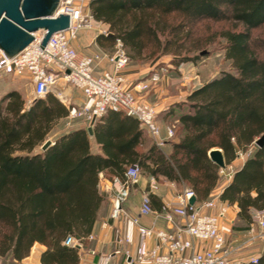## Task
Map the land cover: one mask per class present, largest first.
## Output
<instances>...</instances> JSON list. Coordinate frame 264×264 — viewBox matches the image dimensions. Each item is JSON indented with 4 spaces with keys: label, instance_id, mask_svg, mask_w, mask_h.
<instances>
[{
    "label": "trees",
    "instance_id": "trees-1",
    "mask_svg": "<svg viewBox=\"0 0 264 264\" xmlns=\"http://www.w3.org/2000/svg\"><path fill=\"white\" fill-rule=\"evenodd\" d=\"M87 9L111 33L99 34L98 43L113 50L119 39L132 60L171 54L176 63L194 61L203 47L222 38L231 71L192 89L166 112L177 118L168 152L146 140L134 117L116 110L92 125L99 153L91 150L86 128L63 132L41 150L67 107L53 93L27 106L19 90L3 93L0 256L15 262L37 242L44 246L40 264H78L77 248L63 241L69 235L85 238L99 217L104 205L97 187L100 172L122 176L135 163L146 175L186 185L201 201L220 179L208 151L220 148L230 164L234 146L245 151L264 131V34L254 35L255 30L264 33V0H88ZM203 21L222 26L202 40L196 30ZM218 199L236 204L245 225L235 228L246 229L251 210L264 207V144L234 169ZM239 264H264V251L255 262Z\"/></svg>",
    "mask_w": 264,
    "mask_h": 264
},
{
    "label": "built area",
    "instance_id": "built-area-1",
    "mask_svg": "<svg viewBox=\"0 0 264 264\" xmlns=\"http://www.w3.org/2000/svg\"><path fill=\"white\" fill-rule=\"evenodd\" d=\"M85 5L84 0H59L55 15L67 14L68 26L53 32L43 47L39 44L42 34H36L26 47L11 58L0 52V75L27 77L33 87L34 98L52 93L59 82L69 84L82 93L83 100L79 106H67L68 118H84L91 125L108 110L122 111L134 117L153 142L160 146L162 139L156 122L157 111L137 94L147 89V81H135L130 88L124 84L125 78L121 70L128 63V57L120 40L116 39L114 51L110 54L102 52L79 54L72 46L71 40L75 38L77 32L90 27L92 16L84 13ZM102 33L108 34L105 30ZM103 58L111 63L112 70H98V63ZM155 78L153 76L152 80ZM56 95L62 98L61 93L58 92ZM166 132L168 137L173 135L170 127ZM254 141L245 151H235V158L243 160L248 156L256 146ZM232 172V163L219 168V175L225 180L231 178ZM139 175L140 167L134 163L126 168L121 178H113L114 192L110 198L112 220L126 214L122 204L127 199L131 187L137 183ZM155 187V180L151 178L149 189ZM192 196L194 193L190 188L183 189L177 195L178 204L164 214L168 222L172 221L173 215L181 219V223L175 226L174 231L145 227L137 224L136 218H132V222L137 224L140 242L133 259L129 252L124 250L125 260L122 264H231L230 258L234 251L257 240L264 242V207L251 210V220L245 231V238L240 244L234 245L226 239L222 226L226 206L219 207L217 213L207 211L215 206L219 200L218 195L190 204L188 200ZM151 211L148 192H144L139 213L146 215ZM151 236H154L159 244L147 248L145 239ZM88 238L91 239L92 235L89 234ZM124 241H128V234H125ZM194 241L199 242V247L194 246ZM63 244L75 248L82 246L81 239L74 235L67 236ZM159 245L165 246L166 250L160 252ZM118 252L119 250L114 251ZM250 261L255 262L256 257H251ZM83 264L106 263L86 261Z\"/></svg>",
    "mask_w": 264,
    "mask_h": 264
},
{
    "label": "crops",
    "instance_id": "crops-1",
    "mask_svg": "<svg viewBox=\"0 0 264 264\" xmlns=\"http://www.w3.org/2000/svg\"><path fill=\"white\" fill-rule=\"evenodd\" d=\"M93 21L95 23L91 24L90 27L82 28L77 32L75 38L71 40L72 46L79 54H91L94 52L111 53V49L103 47L98 43L97 36L101 34L102 31L96 28L97 21ZM101 26H104L107 29V26L104 23H102ZM106 29H103L102 27V30L106 31ZM97 68L98 70H111L112 65L106 58H103L98 63ZM138 74H140L138 71H131L129 72L128 77L131 79L137 77ZM77 91L79 92L82 101V93L79 90ZM81 101L77 105H70L79 106L82 103ZM166 101V98H162L159 100V102L156 103V122L160 130V138L162 139V144L158 147H160L164 152H168L170 149L169 141L175 140V138H170L167 136L166 129L169 125H175L177 122L175 114H166V112H168L173 104L184 100H170L168 102ZM168 117H172V122L169 119L167 120ZM95 121L91 123V125H89L91 129ZM77 128L87 129L86 126L83 127L82 125L74 127L72 129ZM70 130H67L65 132H68ZM142 131L146 137V140L154 143L148 133H146V131L143 129ZM90 137L91 150L93 152L99 153V146L93 140L92 134ZM242 162L243 160L240 161L236 158L231 163L233 164V166H235L236 169L242 164ZM115 177L121 178L122 176L108 177L103 172H100L98 175V191L103 194L104 203L107 207L103 205L100 211V215L96 219L92 230L89 233L92 235V238H88V234L85 238L81 239L82 246L81 248H77L79 253L78 264H83L86 261L106 264H122L125 260L124 250H127L129 252V255L132 259L135 257L136 249L140 242L139 234L137 231V224L145 227H151L156 230L161 229L171 232L175 230V226L177 224L181 223V219H179V217L175 215H173L172 221L168 222L164 218V214L168 210H170V208L175 207L178 204L177 195L181 193L183 189L188 187L184 184H178L174 181L168 180L162 176L155 177L153 175H146L142 172H140L137 183L131 187L127 199L122 204V207L126 214L121 215V217H118V219L112 220L110 218V198L114 192L112 180ZM221 177L222 176L220 175L218 184L215 186L209 196L215 194L219 195L222 188L230 181V179L225 180L221 179ZM151 178H154L156 187L150 190L149 183ZM144 192H148V195H151V197L149 198L152 211L146 215H142L139 213L141 196ZM221 206H226L225 217L222 220L225 237L234 245H238L245 238L244 234L248 227L246 229L235 228L236 226L245 225V222L237 218L238 207L236 206V204H228L218 200L215 206L208 209L207 211L210 213H217L219 207ZM132 218L137 219V224L132 222ZM125 234H128L127 242L124 241ZM145 243L147 248H153L159 244L158 240L154 236L146 238ZM194 246L199 247V242L194 241ZM43 249L44 246L42 244L35 242L30 249V255L26 256L22 260V263L40 264L39 254ZM115 250H119V252L114 253ZM165 250V246L159 245L160 252H164ZM263 251L264 242L257 240L249 246L241 247L240 249L234 251L230 258L231 264L250 262L251 257L257 258Z\"/></svg>",
    "mask_w": 264,
    "mask_h": 264
},
{
    "label": "rangeland",
    "instance_id": "rangeland-1",
    "mask_svg": "<svg viewBox=\"0 0 264 264\" xmlns=\"http://www.w3.org/2000/svg\"><path fill=\"white\" fill-rule=\"evenodd\" d=\"M87 1L84 7V13L90 14L87 9ZM91 15V14H90ZM93 18H90V25L94 24ZM102 22H96V28L102 30L106 29L101 26ZM107 26V25H106ZM222 26L221 23H213L209 21H203L199 23L196 32L202 36V40L208 35V33L216 32ZM227 26V25H226ZM107 32V29H106ZM263 31L255 30L254 35H263ZM224 40L217 38L214 43L203 47L199 53L198 58L194 61H184L176 63L177 56L171 54L156 55L151 59H139L132 60L128 57V63L121 70L122 76L125 78L124 84L130 88L133 82L138 80H146L148 86L143 92H137L139 97H142L143 101L156 109V103L160 99L166 98V102L170 100H184L186 95L194 88L202 85L208 79L217 76L222 71H231V62L224 58L223 50ZM114 49L111 51L113 52ZM110 54V53H107ZM263 54V53H262ZM190 55H193L191 53ZM111 64V63H110ZM112 70V69H111ZM131 71H138L140 74L137 77L129 78L128 74ZM156 78L152 80V77ZM15 88L20 91L25 100V105H29L34 99L33 87L27 77H13L11 75L0 76V97L7 90ZM61 93L62 98H59L56 94ZM52 93L59 99L65 106L70 104H79L81 96L79 92L71 85L59 82L54 88ZM153 95V96H152ZM82 102V101H81ZM81 105V104H80ZM176 116V115H175ZM157 117V116H156ZM171 120L172 117H168L167 120ZM82 125L83 127H89L88 121L84 118L70 119L66 115L59 119L53 129L49 132L45 140L49 139L52 143L53 140L61 133L70 130L74 127ZM174 135L175 125H169ZM44 140V141H45ZM43 141V142H44ZM246 157V156H245ZM244 157V158H245ZM236 159V158H235ZM240 160V159H238ZM244 160V159H243ZM241 161V160H240ZM233 165V164H232ZM235 166H233V171ZM223 179V177H221ZM105 207L106 204L104 203ZM121 217V216H120ZM31 249V248H30ZM30 255V251L29 254ZM27 255V256H28ZM24 259V258H23ZM22 259V260H23ZM0 264H24L22 261L15 262L10 255L0 256Z\"/></svg>",
    "mask_w": 264,
    "mask_h": 264
},
{
    "label": "water",
    "instance_id": "water-1",
    "mask_svg": "<svg viewBox=\"0 0 264 264\" xmlns=\"http://www.w3.org/2000/svg\"><path fill=\"white\" fill-rule=\"evenodd\" d=\"M58 4L59 0H0V52L11 58L26 47L36 34H42L39 44L43 47L53 32L66 28L67 14L55 15ZM87 131L92 134L91 127H87ZM254 142L257 147L264 144V131ZM51 144L47 139L40 149L44 150ZM234 150H238L236 146ZM208 157L218 168L225 167L220 148H211ZM195 201V196L188 200L190 204Z\"/></svg>",
    "mask_w": 264,
    "mask_h": 264
}]
</instances>
